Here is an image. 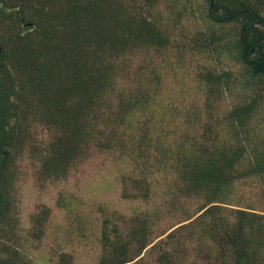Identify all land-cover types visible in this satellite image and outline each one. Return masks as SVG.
Wrapping results in <instances>:
<instances>
[{"label": "trees", "instance_id": "16d2710c", "mask_svg": "<svg viewBox=\"0 0 264 264\" xmlns=\"http://www.w3.org/2000/svg\"><path fill=\"white\" fill-rule=\"evenodd\" d=\"M192 1L0 0V264L51 219L22 227L24 178L95 154L144 203L101 210L95 264H264V0Z\"/></svg>", "mask_w": 264, "mask_h": 264}, {"label": "rangeland", "instance_id": "374dc122", "mask_svg": "<svg viewBox=\"0 0 264 264\" xmlns=\"http://www.w3.org/2000/svg\"><path fill=\"white\" fill-rule=\"evenodd\" d=\"M200 0H193L196 9ZM114 157L95 154L80 164L64 181H54L43 188L27 176L20 188V217L22 227H28L29 215L41 204L51 210L46 236L32 250L34 264H54V251L72 249L75 264H95L98 249V230L102 220L101 210L109 213L130 214L144 208L139 200L120 196V173L128 171ZM77 221H81L78 228ZM79 223V224H80Z\"/></svg>", "mask_w": 264, "mask_h": 264}]
</instances>
